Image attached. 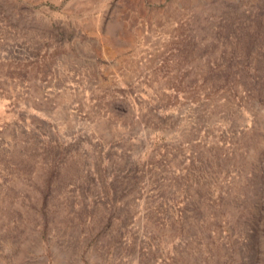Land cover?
Returning a JSON list of instances; mask_svg holds the SVG:
<instances>
[{"label":"rangeland","instance_id":"rangeland-1","mask_svg":"<svg viewBox=\"0 0 264 264\" xmlns=\"http://www.w3.org/2000/svg\"><path fill=\"white\" fill-rule=\"evenodd\" d=\"M0 264H264V0H0Z\"/></svg>","mask_w":264,"mask_h":264}]
</instances>
